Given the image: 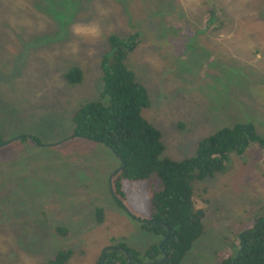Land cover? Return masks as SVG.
I'll use <instances>...</instances> for the list:
<instances>
[{"label":"rangeland","instance_id":"rangeland-1","mask_svg":"<svg viewBox=\"0 0 264 264\" xmlns=\"http://www.w3.org/2000/svg\"><path fill=\"white\" fill-rule=\"evenodd\" d=\"M132 33L126 65L148 91L142 115L162 135V158L192 157L236 123L264 138V0H0V264H48L59 251L71 252L67 264H99L106 250L127 254L120 244L144 254L159 242L141 225L154 223L158 181L122 180L113 195L119 161L72 135L73 114L102 91L107 37ZM73 67L83 80L70 86ZM193 200L204 235L180 264H218L264 215V151L230 153Z\"/></svg>","mask_w":264,"mask_h":264},{"label":"trees","instance_id":"trees-1","mask_svg":"<svg viewBox=\"0 0 264 264\" xmlns=\"http://www.w3.org/2000/svg\"><path fill=\"white\" fill-rule=\"evenodd\" d=\"M213 14L210 12V17ZM138 40L136 33L124 38L107 37V51L99 63L102 91L97 100L87 102L73 114L72 135L100 142L120 158V168L122 164L124 167L111 179L113 195L119 197L122 193V180L158 181V189L149 191L150 222L154 223L141 225L144 231L158 236L159 242L144 254L120 244L118 247L124 248L127 254L107 251L102 255L104 264H140L145 258L156 262L164 255L165 260L159 264H180L192 245L204 235L205 214L195 208L194 184L222 173L230 153L242 155L251 145L264 151V138L252 124L236 123L200 140L192 157L182 161L162 158L165 150L162 135L142 115L150 105L148 91L126 65ZM63 79L70 86L79 85L83 73L73 67L63 74ZM19 140L28 141V138ZM4 143L0 136V145ZM102 215L97 209L99 222ZM237 239V246L217 253L218 264H264V215L255 218ZM70 256L69 251H59L48 264H67Z\"/></svg>","mask_w":264,"mask_h":264},{"label":"water","instance_id":"water-1","mask_svg":"<svg viewBox=\"0 0 264 264\" xmlns=\"http://www.w3.org/2000/svg\"><path fill=\"white\" fill-rule=\"evenodd\" d=\"M34 142H35V141H34ZM7 144H9V142H7V143L5 142L4 144L0 145V147H4V146H6ZM113 154H114V153H113ZM114 156L116 157V159H117L118 161H120V158H119L117 155L114 154ZM123 167H124V165L122 164L120 170H121ZM120 170H118V171H120ZM114 175H115V173H114V174L111 176V178L109 179L110 190H112L111 179H112V177H113ZM165 239H166V238H164V240L162 241V243L165 241ZM106 252H107V250L104 251L103 255H105ZM239 254H240V251H239L238 254L236 255V260L238 259ZM165 258H166V256L164 255V257H163L162 259H160V260H158V261H156V262H151V263H140V264H159V263L163 262V261L165 260ZM104 260H105V257L103 256V257H102V263H101V264H104ZM129 260H130V259H129Z\"/></svg>","mask_w":264,"mask_h":264}]
</instances>
